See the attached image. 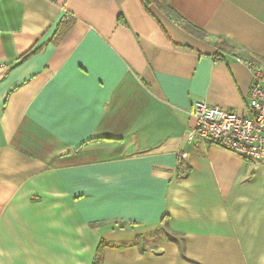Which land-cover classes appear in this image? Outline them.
I'll return each mask as SVG.
<instances>
[{
	"label": "crops",
	"instance_id": "obj_1",
	"mask_svg": "<svg viewBox=\"0 0 264 264\" xmlns=\"http://www.w3.org/2000/svg\"><path fill=\"white\" fill-rule=\"evenodd\" d=\"M169 3L196 34L141 0H0V264H264V167L188 140L197 102L248 115L264 0Z\"/></svg>",
	"mask_w": 264,
	"mask_h": 264
},
{
	"label": "built area",
	"instance_id": "obj_2",
	"mask_svg": "<svg viewBox=\"0 0 264 264\" xmlns=\"http://www.w3.org/2000/svg\"><path fill=\"white\" fill-rule=\"evenodd\" d=\"M252 71L248 115L197 102L192 111L196 126L189 132L188 140L219 145L247 163L264 167V71L254 67ZM179 156L181 161L188 158L185 152Z\"/></svg>",
	"mask_w": 264,
	"mask_h": 264
},
{
	"label": "trees",
	"instance_id": "obj_3",
	"mask_svg": "<svg viewBox=\"0 0 264 264\" xmlns=\"http://www.w3.org/2000/svg\"><path fill=\"white\" fill-rule=\"evenodd\" d=\"M143 2V4L146 7H149L151 5L156 6L162 13H164L168 18H170L171 20H173L174 22H178L182 25V28L189 32V33H197L198 31H195L194 28H192L191 25L185 23L183 20H181L177 13L172 9V7L170 6L169 0H141ZM200 33V32H199ZM33 52L28 53L27 55H31ZM26 55V56H27ZM102 260H103V256H102V252L100 251V249L97 250L95 258H94V262L93 264H102Z\"/></svg>",
	"mask_w": 264,
	"mask_h": 264
},
{
	"label": "rangeland",
	"instance_id": "obj_4",
	"mask_svg": "<svg viewBox=\"0 0 264 264\" xmlns=\"http://www.w3.org/2000/svg\"><path fill=\"white\" fill-rule=\"evenodd\" d=\"M250 164H253V163H250Z\"/></svg>",
	"mask_w": 264,
	"mask_h": 264
}]
</instances>
